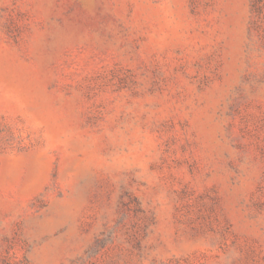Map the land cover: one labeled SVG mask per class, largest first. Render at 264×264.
<instances>
[{"label":"rangeland","instance_id":"obj_1","mask_svg":"<svg viewBox=\"0 0 264 264\" xmlns=\"http://www.w3.org/2000/svg\"><path fill=\"white\" fill-rule=\"evenodd\" d=\"M0 264H264V0H0Z\"/></svg>","mask_w":264,"mask_h":264}]
</instances>
